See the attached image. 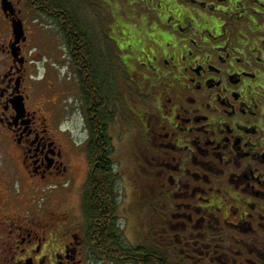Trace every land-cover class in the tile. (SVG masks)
I'll use <instances>...</instances> for the list:
<instances>
[{"label":"flooded vegetation","instance_id":"af4514ba","mask_svg":"<svg viewBox=\"0 0 264 264\" xmlns=\"http://www.w3.org/2000/svg\"><path fill=\"white\" fill-rule=\"evenodd\" d=\"M168 8L161 19L146 16L136 35L134 44L153 52L147 66L127 70L121 42L99 38L113 56L103 61L113 65L111 91L101 82L100 96L83 63L88 101L64 44L70 108L57 91L70 83L36 78V4L0 0V264H111L98 253L104 226L89 215L86 189L90 128H103L111 102L112 157L127 165L113 161L122 163L115 171L125 192L114 196L120 234L123 212L136 228L133 215L144 212L156 237L145 245L162 247L171 264H264V0H173ZM142 177L162 180L161 190ZM146 196L155 200L144 208ZM156 209L167 213L162 227Z\"/></svg>","mask_w":264,"mask_h":264},{"label":"trees","instance_id":"16d2710c","mask_svg":"<svg viewBox=\"0 0 264 264\" xmlns=\"http://www.w3.org/2000/svg\"><path fill=\"white\" fill-rule=\"evenodd\" d=\"M33 1L37 6V13L45 21L54 24L59 34L62 35L64 44L67 45V51L74 55V63L81 69L78 71V76L81 81L83 98L88 101L84 87L86 76L83 73V63H89L91 66L92 83L94 86L100 87V96L106 90L105 85L103 86L101 82L107 83L110 92L108 81L114 73L113 65L104 66L103 61L104 59L106 62L112 60L113 56L109 55L106 48L104 52L99 48V38L103 39L105 46L108 45L109 35H103V33H108L101 29L96 32L93 27L89 26L83 12L80 11L82 8L80 9L74 4L78 0ZM122 66L125 67L123 64ZM109 107L111 115L109 119H104L103 128L99 129L94 123H91V137L86 148L87 161L91 168L86 188L89 215H92L93 220L102 222L104 226V232L99 239L101 248L98 253L111 264H171L162 254L160 250L163 249L162 247L151 248L146 245H136L133 248L127 242L126 237L119 232L116 214L118 203L114 196L120 195V178L111 159L115 152L113 142L107 135L108 123H112L114 120L112 102L109 103ZM108 211L109 213H107ZM206 239L207 242L212 239L210 232L206 235Z\"/></svg>","mask_w":264,"mask_h":264},{"label":"rangeland","instance_id":"374dc122","mask_svg":"<svg viewBox=\"0 0 264 264\" xmlns=\"http://www.w3.org/2000/svg\"><path fill=\"white\" fill-rule=\"evenodd\" d=\"M172 3L173 0H78V2L74 4L79 6L80 9L82 8L80 11L83 12L87 20L86 22H88L91 28H94V31L96 30V32H98V29L104 30L108 34L103 33V35H109V40H114L116 38L119 42H121V62L125 65V67L127 66V70H133V67H136L135 63L137 64V61L138 63H145L146 66L148 63H152L151 58L153 52H151L148 48L146 50L145 47L143 49H140L137 45L134 44L137 33L142 30L140 29V27L146 25V23L148 22V17L146 16L153 15L156 18L158 17L161 19V15H164V12L169 11L168 6H171ZM149 20L150 24H153V19L150 18ZM36 25L38 26L36 29V33L39 36L37 38H34L33 43L35 44V46H38L40 56V58L37 60L39 62L37 66L39 67V71L36 77L39 79L38 84L40 83L42 76L46 78V82H48L49 84H56L62 81L68 84L70 83V86L68 85L65 88L59 87L57 91H59L58 93H60L59 97H61L62 99L66 98L67 104H69L71 108L72 106H74L73 95L75 91L72 92L73 87L71 82H73V77L70 74L71 68L70 66H68V59L65 51L63 37L61 34H59L58 30L56 29V27H54L53 24L48 23L42 17H38ZM172 27L173 24H170L168 26V29L171 30ZM150 30L153 31V26L150 27ZM156 31L153 33L154 37L156 36ZM143 34L145 35V33ZM146 55H148V58H146ZM144 67H142V69ZM49 84H47L46 87ZM149 93L154 94L153 90H151V92ZM116 144L117 140L115 141V145ZM114 160H122L123 164L125 165L122 156L119 158H117V156L116 158L112 157V161ZM78 162L80 168L83 171H86L88 165L85 159H80ZM115 166L120 172H122V163L116 164ZM126 166L127 165H125V167ZM152 171L153 170H151L150 173H152ZM129 174L130 171L126 172L127 177L129 176ZM137 181L141 185H144L145 183L150 187L158 186L157 188H155V191H157V193L158 190H161L160 183H162V180H158L155 177L149 180H147L146 177H142V179ZM119 193L121 199L122 195H125V192L122 191L120 187ZM154 200V196H150V198L146 196L142 200V207L146 208L147 206L152 204V201ZM155 211L158 212L153 215V217L155 215H158L155 219V222L158 224L159 227H162L160 223L161 218H168L167 213L164 214L158 209H156ZM136 212L138 213L139 210H136ZM142 213H138V215H133L134 218L139 217L140 215L138 228L134 227V220L132 222L134 228L132 227L131 219L128 214L123 212V214L121 215L120 223L123 229L122 234L124 235V237L127 238V242L133 248L136 247V245H142V243H144L143 245H145L146 243H148V241L149 243L154 242L152 240L154 236L151 234L153 228L149 226V224H146V221L144 220V218L148 219L151 214L149 215L144 212ZM164 230L166 231L169 229ZM157 236H159L158 233Z\"/></svg>","mask_w":264,"mask_h":264},{"label":"water","instance_id":"95a60500","mask_svg":"<svg viewBox=\"0 0 264 264\" xmlns=\"http://www.w3.org/2000/svg\"><path fill=\"white\" fill-rule=\"evenodd\" d=\"M19 31V29H16V32Z\"/></svg>","mask_w":264,"mask_h":264}]
</instances>
